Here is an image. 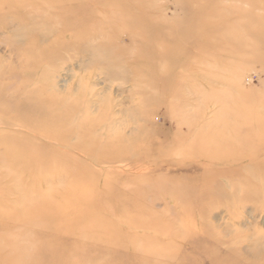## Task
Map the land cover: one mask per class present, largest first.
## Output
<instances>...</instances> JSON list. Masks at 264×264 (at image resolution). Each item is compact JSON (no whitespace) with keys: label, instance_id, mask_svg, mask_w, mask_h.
Masks as SVG:
<instances>
[{"label":"rangeland","instance_id":"rangeland-1","mask_svg":"<svg viewBox=\"0 0 264 264\" xmlns=\"http://www.w3.org/2000/svg\"><path fill=\"white\" fill-rule=\"evenodd\" d=\"M0 264H264V0H0Z\"/></svg>","mask_w":264,"mask_h":264},{"label":"bare ground","instance_id":"bare-ground-1","mask_svg":"<svg viewBox=\"0 0 264 264\" xmlns=\"http://www.w3.org/2000/svg\"><path fill=\"white\" fill-rule=\"evenodd\" d=\"M257 8V6H256ZM114 56V55H113ZM116 60V59H115ZM120 62V61H119ZM123 64V63H122ZM47 99V98H46ZM51 104H54V102L51 100V102H46L45 103H37L35 104V106L33 107L31 104H25V108H33L35 109L34 111L36 112V114H41L43 112H46L48 111V109L50 107H48L49 105ZM71 111L68 110V111H64V116L62 114V116L60 117V119H56V121H52V120H49L46 124L47 125H50V128L54 127L56 129H64V123L67 121V118L69 117L68 113L70 111V113L73 111V108H71ZM60 110V109H59ZM68 112V113H67ZM90 123L88 122V124L86 125L85 129L82 128V132L84 134V136L86 135V133H89V129L91 130L92 128L89 126ZM89 128V129H88ZM71 130V129H70ZM72 131V130H71ZM59 139L63 142V143H66L67 142V139H63L62 140V137H59ZM87 151V150H86ZM89 153V152H88ZM104 153V152H103ZM84 154H86L84 152ZM55 196V195H54ZM58 195H56V198H57ZM64 198L63 196H59L58 198ZM47 199V200H46ZM55 199V197H54ZM50 202L48 201V198L45 197V199L41 200V201H38L36 198L33 199V201L31 200V203L28 205V208H29V213L36 217V218H39L41 220L44 221L45 225H50L52 227H59L60 225L62 224H68L67 222H65L62 218V216H64V210L62 208H59V209H53L50 207ZM79 219V218H78ZM81 220V218L79 219ZM77 218H76V222H77ZM70 223V222H69ZM133 230V229H132ZM84 233H78L77 235V239H83L84 237ZM92 247V246H91Z\"/></svg>","mask_w":264,"mask_h":264}]
</instances>
